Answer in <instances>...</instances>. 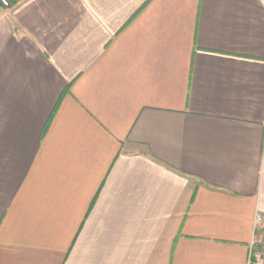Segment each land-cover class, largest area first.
<instances>
[{"label": "crops", "instance_id": "1", "mask_svg": "<svg viewBox=\"0 0 264 264\" xmlns=\"http://www.w3.org/2000/svg\"><path fill=\"white\" fill-rule=\"evenodd\" d=\"M0 264H264V0L0 6Z\"/></svg>", "mask_w": 264, "mask_h": 264}, {"label": "built area", "instance_id": "2", "mask_svg": "<svg viewBox=\"0 0 264 264\" xmlns=\"http://www.w3.org/2000/svg\"><path fill=\"white\" fill-rule=\"evenodd\" d=\"M12 1L13 0H0V6L5 7V8L9 7Z\"/></svg>", "mask_w": 264, "mask_h": 264}]
</instances>
